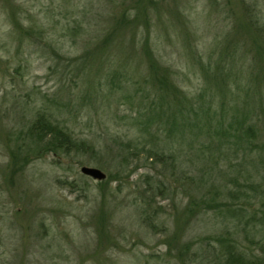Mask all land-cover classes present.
<instances>
[{"label":"rangeland","instance_id":"obj_1","mask_svg":"<svg viewBox=\"0 0 264 264\" xmlns=\"http://www.w3.org/2000/svg\"><path fill=\"white\" fill-rule=\"evenodd\" d=\"M146 41L159 61L156 74ZM220 56L233 82L251 83L248 101L259 116L264 0H0V264H186L179 253L186 245L195 251L194 235L234 231L213 211L196 220L185 213L191 178L171 177L168 166L150 159L126 162L112 141L139 132L130 121L146 98L131 107L123 94L139 99L146 74L156 86L167 74L196 96L204 86L201 64L211 71ZM44 108L68 120L87 144L83 152L32 143ZM181 148L188 176L201 174L207 156L194 154L189 142ZM82 166L107 177L84 175ZM214 178L219 188L227 184ZM210 179L196 183L207 187Z\"/></svg>","mask_w":264,"mask_h":264},{"label":"trees","instance_id":"obj_2","mask_svg":"<svg viewBox=\"0 0 264 264\" xmlns=\"http://www.w3.org/2000/svg\"><path fill=\"white\" fill-rule=\"evenodd\" d=\"M143 45L149 68L156 74L159 61L147 41ZM51 53L58 57L54 47H51ZM220 59V65L217 64L211 71L201 64L204 86L196 96H190L167 74L157 76V86L149 82L146 74L142 80L145 86L143 95L139 99L136 100L131 93L123 94L131 107L144 105L143 98H146L145 109L139 110L130 121L138 127L139 132L133 136L123 134L124 140L115 137L112 141L119 142L117 155H122L126 162L130 158L137 161L141 158L150 159L152 164H161L165 169L168 166L173 172L171 177L191 178L185 213H190V217L194 216L193 220L213 211L223 218L225 225L233 223L234 231L225 229L202 237H199L200 234L194 235L190 242L197 245L195 251L191 253L186 245L179 253L181 262L264 264V106L259 100L260 115L252 116L253 106L248 101L251 90H254L251 83L233 82L231 66L223 64L227 62L224 57L223 61ZM119 63L121 65L124 62ZM83 69H78V72ZM238 70L241 71L239 68ZM124 73L128 74L127 71ZM225 77L228 80L223 83L219 81ZM121 78L118 77L116 85L120 84ZM108 82L115 85V78H109ZM113 88L111 86L108 90L112 91ZM241 102L244 107L248 105V109H244ZM67 123L66 118L59 119L50 108H44V117L40 115L33 123L32 143H44V151L63 149L67 152H83L86 142L76 138ZM184 134L190 135V141ZM188 142L198 157L202 156L204 160L205 155L207 156L203 168L199 167V175L188 176L189 169L186 171L188 167L180 160V155L184 153L181 147ZM176 143L179 147H175ZM93 151L96 152L94 149ZM99 153L102 154L100 150ZM220 159H227L229 163L233 161V164L221 166L218 164ZM217 174L227 180V184L221 188L215 186L214 177ZM205 177H211L209 186L196 183L202 182ZM149 179L155 183L157 194H163L165 187L160 185V181L146 176L147 183ZM255 250L259 253L254 252Z\"/></svg>","mask_w":264,"mask_h":264},{"label":"water","instance_id":"obj_3","mask_svg":"<svg viewBox=\"0 0 264 264\" xmlns=\"http://www.w3.org/2000/svg\"><path fill=\"white\" fill-rule=\"evenodd\" d=\"M80 171L84 175L90 176L97 180H103L106 177V174L102 170L92 166H82Z\"/></svg>","mask_w":264,"mask_h":264}]
</instances>
